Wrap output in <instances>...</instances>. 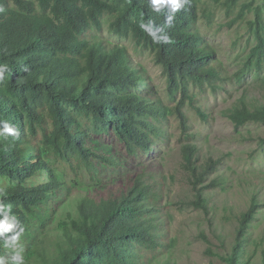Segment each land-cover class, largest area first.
I'll return each mask as SVG.
<instances>
[{"label": "trees", "instance_id": "16d2710c", "mask_svg": "<svg viewBox=\"0 0 264 264\" xmlns=\"http://www.w3.org/2000/svg\"><path fill=\"white\" fill-rule=\"evenodd\" d=\"M107 16H114L109 25L112 34L131 38L153 53L167 77L169 95L175 98L181 94L174 115L184 135L189 126L183 106L193 99L190 85L213 88L217 79L212 65L215 52L196 31V0H188L175 14L172 26L165 29L170 41L164 44L153 43L139 28L141 21L164 25V14L152 12L144 0H0V65L9 69L0 79V120H7L19 131L18 137L0 138V176L14 182L0 187V202L11 206L9 215H15L22 225L18 243L22 238L27 240V249L22 248L25 251L40 245L38 235L45 241L49 225L58 215L52 208L46 210V204L60 192L65 196L71 192L66 174L50 165L44 152L33 144L37 129L47 119L53 129L44 136L43 145L54 148L56 161L72 165L75 172L83 169L98 175L106 168L112 175L122 162L114 153L95 152L89 147L91 128L114 137L124 154L137 158L138 152L151 151L153 139L160 134L158 125L167 116L159 100L140 93L146 79L131 67L125 49H107L86 38L91 29H102ZM256 33L259 44L254 53L264 61V36ZM239 103L228 115L236 129L264 123V106L250 110L245 101ZM195 111L205 120L198 108ZM79 117L87 120V128L80 125ZM259 143L264 145V138ZM181 157L194 194L188 204L208 215L206 192L218 183L212 178L206 184V179L218 162L212 159L201 164L197 147L187 141L181 145ZM41 173L48 178L39 182ZM159 186L137 176L108 199L81 198L76 218L70 220L69 228L63 227L64 242L56 245L48 264H138L145 258L143 252L167 248L161 230ZM261 207L264 202L260 204L256 194L237 219L232 253L221 257L226 264H243L242 249ZM207 220L212 223L209 215ZM213 233L224 241L222 235ZM203 239L208 243L205 236ZM3 248L0 240L2 254Z\"/></svg>", "mask_w": 264, "mask_h": 264}, {"label": "rangeland", "instance_id": "374dc122", "mask_svg": "<svg viewBox=\"0 0 264 264\" xmlns=\"http://www.w3.org/2000/svg\"><path fill=\"white\" fill-rule=\"evenodd\" d=\"M196 1L200 14L196 31L204 44L215 52L212 65L217 79L213 88L190 85L192 103L186 102L183 106L188 133L181 132L174 115L181 94L175 98L169 95L167 77L156 64L153 53L130 38L112 34L109 25L114 16L105 17L102 29H91L86 38L102 43L107 49L116 46L125 49L131 67L146 79V86L140 93H149L166 108L167 116L158 125L160 134L154 139L153 150L149 154L139 153L137 158H128L114 137L97 135L95 128H91L89 147L95 152L112 151L125 166L112 175L106 168L98 171V175L83 169L75 172L72 165L55 160L52 146L43 145L44 136L50 135L53 129L51 120L47 119L37 129L33 144L44 152V159L50 165L66 174L63 178L71 192L68 196L60 192L46 204V210L52 208L58 215L49 225L45 241L38 235L40 245L30 246L25 251L22 248L27 249L28 243L22 238L16 248H3L0 256L7 257L14 251L24 257L25 264H48L49 258L54 257L56 245L63 244V227L69 228L70 220L76 218L81 198L108 199L119 187L132 184L135 177L141 176L145 181L160 184L161 230L168 245L151 253L143 252L145 258L138 264H226L221 257L232 253L237 219L248 210L254 195L258 194L260 204L264 202V145L259 143V139L264 138V123H250L236 129L228 117L241 100L250 110L264 106V61L254 53L259 44L256 32L264 36V3L263 0ZM10 5L14 7L12 1ZM35 6L38 9L36 2ZM195 108L205 115V120L197 115ZM78 122L83 128L88 127L86 119L79 117ZM186 141L197 147L201 164L206 165L212 159L218 162L206 179V184L212 178L218 183L206 192L212 223H208V215L203 211L188 204L194 194L181 157V145ZM13 183L9 177L0 176V187ZM214 231L225 238L223 242L217 239ZM201 236H205L208 243ZM248 237L242 249L243 264H263L264 207L256 214Z\"/></svg>", "mask_w": 264, "mask_h": 264}, {"label": "clouds", "instance_id": "9594fccd", "mask_svg": "<svg viewBox=\"0 0 264 264\" xmlns=\"http://www.w3.org/2000/svg\"><path fill=\"white\" fill-rule=\"evenodd\" d=\"M187 2L188 0H144L145 6L150 8L152 12L164 14L165 16L164 25L157 27L153 24L152 21H148V22L141 21L139 23V28L151 38L153 43L155 44L168 43L170 41V37L168 36L165 29L170 28L172 26V22L175 19V14L178 11H180ZM8 70L9 69L7 65H0V79L4 78L5 73L8 72ZM196 86L202 87L198 84ZM0 124L3 125V127L0 128V138L6 139L9 136L14 138L19 136L18 129L14 125L10 124L7 120H0ZM95 132L97 135L100 136L104 135V133L101 132L100 128H95ZM90 134H92V132ZM158 136L155 137L154 139L158 138ZM106 137L110 138L107 134ZM116 141L118 140L116 139ZM153 142H152L151 151L153 150ZM110 152L113 153L112 151ZM139 153H143V152H138V155ZM149 153H144V154H149ZM126 157L128 156L126 155ZM121 162H122V166L124 167L125 166L124 162L123 161ZM78 166L79 165H77V167ZM41 175L43 176V179H40L39 182H42L45 178H48L46 173L43 174L41 173ZM10 211H11V206H6L2 202H0V240L3 241L4 247L15 248V246L17 245L20 239V236L23 233V227L15 215H9ZM9 233H11V235H8ZM0 264H25V259L19 252H14L13 255L7 258L4 256H0Z\"/></svg>", "mask_w": 264, "mask_h": 264}]
</instances>
